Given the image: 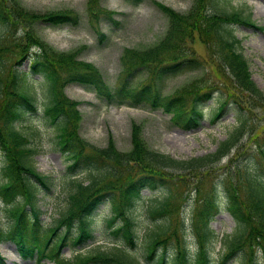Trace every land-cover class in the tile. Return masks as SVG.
Wrapping results in <instances>:
<instances>
[{
  "label": "trees",
  "instance_id": "16d2710c",
  "mask_svg": "<svg viewBox=\"0 0 264 264\" xmlns=\"http://www.w3.org/2000/svg\"><path fill=\"white\" fill-rule=\"evenodd\" d=\"M101 1L88 0L89 10L94 15L106 13L112 18L113 14L100 6ZM125 1L140 5L145 0ZM155 4L168 19L165 37L144 51L125 49L122 73L117 86L112 89L93 65L78 61L77 53H57L33 36L34 23L77 25L78 15L70 11L38 15L24 10L19 0H0V38L3 34L7 37L15 34L14 57L8 63L16 58V64L21 66L23 61L30 60L29 70L20 73L16 68L12 72V82L5 88L0 76V151L4 158L0 199L5 205L3 213L8 221L7 231L0 230V242H13L20 257L37 256L39 260L53 264H141L130 248L135 249L139 240L134 211L144 200L143 191L147 188L156 190L166 184L169 172H197L220 162L229 157L248 135L258 133L260 126L264 125L263 117V121L254 126V112L264 110V93L252 79L250 62L235 27L264 28L252 21L251 14L245 15L242 10L230 8V0H196L185 14L159 2ZM196 38L205 45L207 59L194 58ZM208 63L215 66L219 83L225 90V99L222 97L219 108L213 113V121L229 108L236 117L233 130L219 143L214 154L181 161L154 151L143 138L138 124L132 128V148L128 153L118 151L112 138L105 148L99 149L80 135L79 104L65 92L71 85L87 88L110 105L162 110L172 115V121L179 127L186 130L198 128L205 119L201 102L210 99L211 95L189 91L166 95L164 83L171 77L201 70ZM144 72L149 80L136 86L135 80ZM27 74L42 80L39 121L52 128L54 144L67 156L69 163L65 177L74 178L77 170H85L89 175L87 183L79 179L67 183L68 206L52 226H42L38 194L39 189L47 191L53 179L35 170V150L29 147V136L17 125L27 121L28 116L33 118L39 111L37 99L28 91ZM239 94L248 99L245 101ZM226 168L221 184L236 228L232 236L221 239L224 251L216 264H228L241 253L244 257L240 264H257L258 261L264 264V165L258 170L243 169L239 164H227ZM234 172L242 178L237 184L232 182ZM171 193H166L150 207L153 220L168 212ZM105 203L110 204L112 213L108 226L113 228V236L125 242L123 248L118 245L108 251L98 248L94 253L76 255L73 260L63 258L62 249L74 229L75 246L94 239L91 219ZM215 208L218 209L214 195L205 201L199 212L203 222L196 227L200 244L193 256L183 243L169 256L171 258L165 252L160 253L159 248L166 243L169 231L161 228L149 236L147 261L155 264H215L208 250V243L214 238L209 221L217 212ZM63 228L65 234L57 236L58 230ZM247 248L252 250L251 257L245 251Z\"/></svg>",
  "mask_w": 264,
  "mask_h": 264
},
{
  "label": "rangeland",
  "instance_id": "374dc122",
  "mask_svg": "<svg viewBox=\"0 0 264 264\" xmlns=\"http://www.w3.org/2000/svg\"><path fill=\"white\" fill-rule=\"evenodd\" d=\"M155 2L185 14L194 6L196 0H145L140 5L125 0H102L100 6L104 11L112 13V18L106 13L94 15L89 10L88 0H19L22 8L28 13L44 15L70 11L78 15L77 25L70 23L51 26L50 23H34L33 36L45 47L52 48L57 53H77L78 61L93 65L112 89L117 86L122 73V55L125 49L147 50L157 45L167 33L168 19ZM231 6L242 10L245 15L251 14L252 21L258 27L264 28V0H230V8ZM112 19L118 23L113 22ZM235 31L243 42L244 53L250 62L252 79L264 93V29L237 26ZM18 35L21 36L20 31ZM14 37L15 34L11 37L3 34L0 38V76L3 88L12 82V72L16 68L22 73L27 72L30 66L29 59L23 61L21 66L16 64V58L8 63L14 57L12 54ZM194 47L193 51L196 54L194 58L207 59V49L198 38ZM25 79L28 91L37 99L39 111L33 118L28 116L27 121L17 125L18 129L29 136V147L35 150L33 156L35 170L40 175L53 179L48 190L39 189L38 194L42 226H52L58 215L68 206L67 183L72 179L84 180L87 183L89 175L85 170H77L74 178L65 177L69 163L67 156L54 144L52 128L45 127L39 121L42 115V80L38 76L29 74ZM148 80V75L145 72L141 73L135 80V85L141 86ZM219 82L215 66L211 63L201 70L171 77L165 81L166 95H176L184 91L192 94L206 92L211 95L210 99L202 100L200 105L205 114L204 121L198 128L190 130L176 125L172 121V115L162 110L110 105L100 99L96 93L80 85H71L65 92L70 99L79 104L80 135L93 146L99 149L105 148L112 138L118 151L128 153L132 148V128L134 124H138L142 128L143 138L152 150L177 160L189 161L214 154L219 143L226 139L236 124L235 113L229 110L230 108L217 121H213V113L219 108L221 100L225 99L223 84ZM239 96L245 101L248 99L245 95L239 94ZM263 117L264 110L257 109L254 112L255 127L263 121ZM260 127L262 130L258 129V133L248 135L229 157L220 162L197 172H169L166 184L160 185L156 190L147 188L143 191L144 200L137 204L134 211L139 240L135 249L130 248L133 256L138 258L141 264H155L147 261L146 245L151 233L161 228H167L169 231L166 235L167 241H164L166 243L159 248L160 253L165 252L169 257L183 243L193 256L200 244L196 227L201 226L203 216L199 212L204 208L205 201L214 195L218 209L215 208L217 212L209 221L214 238L208 243V250L215 264L220 261L224 251L221 239L232 236L236 228V223L228 209L226 192L221 184L226 166L239 164L242 168L258 170L264 165L262 153L264 125ZM230 159H233L232 163ZM3 164L4 158L0 151V184L3 182L1 171ZM241 181L240 174L234 172L233 184ZM239 185L242 186L241 183ZM168 192H172L168 212L153 220L149 214L150 207ZM4 208L5 205L0 199V230L6 232L8 221L3 213ZM111 215L109 203L100 206L91 219L94 239L83 245L74 246L76 231L74 229L73 234L70 233L71 235L67 237L66 247L62 249L63 258L73 260L79 253L86 255L96 252L98 248L108 251L117 245L119 247L125 245L121 238L112 235L113 228L108 226ZM64 231V228L58 230L57 236L65 234ZM245 251L249 257L252 256L251 249L247 248ZM243 257L244 254H238L228 264H240ZM0 264L53 263L39 262L35 258L21 259L15 245L2 240ZM257 264L262 262L258 261Z\"/></svg>",
  "mask_w": 264,
  "mask_h": 264
},
{
  "label": "bare ground",
  "instance_id": "6f19581e",
  "mask_svg": "<svg viewBox=\"0 0 264 264\" xmlns=\"http://www.w3.org/2000/svg\"><path fill=\"white\" fill-rule=\"evenodd\" d=\"M8 255H9V253H8Z\"/></svg>",
  "mask_w": 264,
  "mask_h": 264
}]
</instances>
